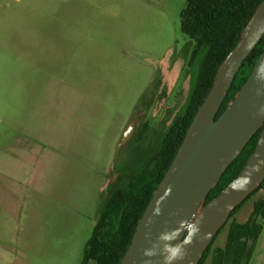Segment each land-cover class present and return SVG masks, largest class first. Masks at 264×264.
<instances>
[{
    "label": "rangeland",
    "instance_id": "1",
    "mask_svg": "<svg viewBox=\"0 0 264 264\" xmlns=\"http://www.w3.org/2000/svg\"><path fill=\"white\" fill-rule=\"evenodd\" d=\"M184 6L0 0V264H80L105 199L186 108L201 57L181 31ZM259 237L250 264H264Z\"/></svg>",
    "mask_w": 264,
    "mask_h": 264
},
{
    "label": "water",
    "instance_id": "2",
    "mask_svg": "<svg viewBox=\"0 0 264 264\" xmlns=\"http://www.w3.org/2000/svg\"><path fill=\"white\" fill-rule=\"evenodd\" d=\"M263 36L264 0L242 31L236 46L221 64L211 90L196 112L119 264H145L148 260L150 264H161L159 256L145 257L143 250L151 246L160 231L174 227L179 219L192 215L202 217L200 234L187 246L185 258L178 264H199L234 209L264 181V165H260L257 171L252 170L253 165L264 160V114L259 113L260 107L264 105V50L241 89L217 117L237 73ZM136 126V120L128 124L119 142V149L132 138ZM260 129L253 152L236 176L251 173L246 188H230L235 177L205 203L221 176ZM158 202L161 214L152 216L153 207Z\"/></svg>",
    "mask_w": 264,
    "mask_h": 264
},
{
    "label": "trees",
    "instance_id": "3",
    "mask_svg": "<svg viewBox=\"0 0 264 264\" xmlns=\"http://www.w3.org/2000/svg\"><path fill=\"white\" fill-rule=\"evenodd\" d=\"M262 1L185 0L180 28L195 42L192 58L201 57L199 73L186 108L163 133L147 158H137V171L122 179L105 199L92 233L85 242L80 264L120 263L131 244L140 218L171 165L196 112L211 90L221 64L238 43L242 31ZM263 50L264 36L241 66L217 117L241 89ZM260 133L261 129L227 168L210 191L205 203L240 173L253 152ZM260 190H264V181L234 209L204 252L199 264H204L210 254L213 256L212 264H250L263 230L264 196L254 201L246 221L240 222L232 217ZM228 224L224 246L212 250L218 234Z\"/></svg>",
    "mask_w": 264,
    "mask_h": 264
},
{
    "label": "clouds",
    "instance_id": "4",
    "mask_svg": "<svg viewBox=\"0 0 264 264\" xmlns=\"http://www.w3.org/2000/svg\"><path fill=\"white\" fill-rule=\"evenodd\" d=\"M259 113L264 114V105L260 107ZM260 165H264V160L253 165L252 170H259ZM250 178V172L240 175L233 180L229 187L233 190H243L250 182ZM160 214L158 202L153 207L152 216H159ZM152 216L149 217V223H151ZM201 219L202 217L196 215L179 219L176 226L160 231L151 246L143 250V255L148 258L159 256L161 264H178L179 261L184 260L187 246L199 237ZM145 264H150V260L146 261Z\"/></svg>",
    "mask_w": 264,
    "mask_h": 264
},
{
    "label": "crops",
    "instance_id": "5",
    "mask_svg": "<svg viewBox=\"0 0 264 264\" xmlns=\"http://www.w3.org/2000/svg\"><path fill=\"white\" fill-rule=\"evenodd\" d=\"M14 180H17V178H13ZM35 202V201H34ZM35 208V205L33 206ZM263 230H264V223H263ZM262 230V231H263ZM259 244H260V237L258 238V241H257V244H256V247H255V251H258L260 248H259ZM21 247H23V244L21 243L20 244ZM253 260V259H251Z\"/></svg>",
    "mask_w": 264,
    "mask_h": 264
},
{
    "label": "flooded vegetation",
    "instance_id": "6",
    "mask_svg": "<svg viewBox=\"0 0 264 264\" xmlns=\"http://www.w3.org/2000/svg\"><path fill=\"white\" fill-rule=\"evenodd\" d=\"M136 115H137V114H136ZM136 115H134L132 118L129 119V121H128L126 127H125V129L127 128L128 124H129L131 121L136 120V121L138 122V119L136 118V117H137Z\"/></svg>",
    "mask_w": 264,
    "mask_h": 264
}]
</instances>
